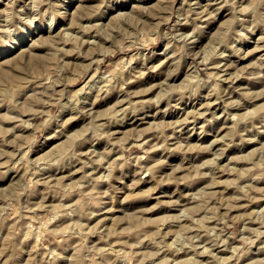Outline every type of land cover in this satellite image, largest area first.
Wrapping results in <instances>:
<instances>
[{
  "label": "rangeland",
  "instance_id": "1",
  "mask_svg": "<svg viewBox=\"0 0 264 264\" xmlns=\"http://www.w3.org/2000/svg\"><path fill=\"white\" fill-rule=\"evenodd\" d=\"M0 264H264V0H0Z\"/></svg>",
  "mask_w": 264,
  "mask_h": 264
},
{
  "label": "bare ground",
  "instance_id": "2",
  "mask_svg": "<svg viewBox=\"0 0 264 264\" xmlns=\"http://www.w3.org/2000/svg\"><path fill=\"white\" fill-rule=\"evenodd\" d=\"M82 2V1H81ZM94 6H92V4L91 5H89V4H80L78 7H75V8H77L76 10H74L75 11V16H74V14H73V16L75 17V19H78L79 20V18H85V15H88V13H90V11H92L94 8H93ZM205 10V9H204ZM203 11V10H202ZM73 17V18H74ZM87 18V17H86ZM77 21V20H76ZM78 22V21H77ZM56 34V33H55ZM55 37V36H54ZM16 45V44H15ZM6 48H8L7 50H11L12 48H15V46L11 43V45H9V47H6ZM7 50H5V52L7 51ZM7 53V52H6Z\"/></svg>",
  "mask_w": 264,
  "mask_h": 264
}]
</instances>
